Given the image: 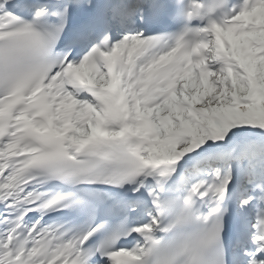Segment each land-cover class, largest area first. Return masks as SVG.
Returning <instances> with one entry per match:
<instances>
[{"label": "snow or ice", "instance_id": "snow-or-ice-1", "mask_svg": "<svg viewBox=\"0 0 264 264\" xmlns=\"http://www.w3.org/2000/svg\"><path fill=\"white\" fill-rule=\"evenodd\" d=\"M0 264H264V0H0Z\"/></svg>", "mask_w": 264, "mask_h": 264}]
</instances>
